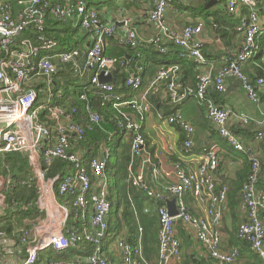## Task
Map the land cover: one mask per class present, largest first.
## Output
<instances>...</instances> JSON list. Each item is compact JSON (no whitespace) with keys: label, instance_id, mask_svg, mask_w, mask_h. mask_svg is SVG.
<instances>
[{"label":"built area","instance_id":"2783aa9c","mask_svg":"<svg viewBox=\"0 0 264 264\" xmlns=\"http://www.w3.org/2000/svg\"><path fill=\"white\" fill-rule=\"evenodd\" d=\"M176 1L181 0H151L147 20L153 25L155 35L150 41L159 53H166L165 43H170L177 48L180 59H193L205 68H199L195 73L193 93L180 83L179 63L160 67L144 92L162 84L168 103L172 104L186 99L191 93L204 103L206 117L217 126L219 136L228 146L235 151H247L229 125V119L233 118L244 128L254 125V139L264 151V114L251 121L246 114L222 107L207 97L211 87L224 93L226 80L231 78L240 84L252 102H258L260 95H264V77L251 80L242 69L259 49L257 37L264 28L258 13L261 0H226V11L240 15L236 30L243 41L232 57L215 71L212 65L205 66L208 64L203 53L204 41L199 37L206 26L203 19L186 21L179 32L168 28L165 14ZM119 9L123 19L117 27L105 17L101 18L105 9L87 0H0V211L15 204L12 194L34 187L39 212L32 225L10 240L12 248L8 246L7 252L11 251L17 261H0V264H34L40 251L62 253L71 245L83 242L93 246L94 251L76 255L70 261L49 258L46 263L109 264L110 254L103 249L107 246L118 248L122 264H145L139 248L141 241L131 244L123 235L108 232L112 207L105 168L110 148L102 141L94 150L86 136L87 130L101 123V114L92 108L85 93L78 96L79 101L86 102L83 109L69 106V101L60 104L55 95V74L62 68L61 63H69L70 74L77 79H87L95 89L104 92L102 105L108 102L120 114L116 124L123 134L131 137V157L142 155L146 139L141 121L133 116L144 107L135 96L123 97L115 93L112 82L98 80L101 71L104 75L111 73L113 77L118 68L130 61L105 54L108 38L132 50L139 45L137 28L126 16L127 10ZM69 20L74 21V26H78L85 37L77 47L59 46L49 30L53 28L49 27L53 21L66 23ZM212 26L216 28L215 24ZM60 83H63L62 79ZM123 84L130 89H139L141 78L130 74ZM126 107L134 113L122 111ZM166 120L184 129L185 138L179 150L189 151L193 146L194 127L181 117L179 111L167 116ZM199 157L198 167L191 171L185 170L181 162L174 163L176 180L167 186V191L176 200L178 215L171 216L166 203L156 206L159 222L157 264H169L180 258L177 219L191 227L195 240L214 264H237L240 249L234 247L226 251L221 245L219 227L229 188L214 175L219 166V146H205ZM248 160L251 169L241 189L245 220L238 224L236 235L250 245L254 255L264 264V188L257 185L261 163L255 154H249ZM55 164L61 166L55 167ZM127 177L148 197L164 198L160 191L150 187L143 169L136 170L132 161L127 165ZM187 193L206 203L203 216L189 212L184 200ZM22 247L25 253L19 259ZM16 248L19 250L15 251Z\"/></svg>","mask_w":264,"mask_h":264},{"label":"crops","instance_id":"0c3cea01","mask_svg":"<svg viewBox=\"0 0 264 264\" xmlns=\"http://www.w3.org/2000/svg\"><path fill=\"white\" fill-rule=\"evenodd\" d=\"M225 2L226 0L176 1L172 4L171 7L167 9L165 14V21L168 28L176 32H179L182 29L184 23L188 20L203 19L205 21L204 23L206 24V26L199 36L200 39L204 41L203 52L206 58V63L208 64L205 66H220L229 57L228 52H236L243 41L241 33L236 30L239 22L238 18H240V15L229 14L225 8ZM114 8V6L106 8L101 15V18L105 17L107 20L114 23L117 27H120L123 15L122 12L120 13V9L117 10ZM121 8H125L127 10L126 16L131 19L133 25L137 28L140 41L138 45L139 47L137 46L136 49H133L134 53L132 54L131 52H129L126 55L127 58H124L125 60H127L131 57L130 61H127L125 63V66L123 68H120L119 70L121 73L123 69H127L128 75L131 74L140 76L141 86L137 90L130 89L127 95L123 93L118 94H121L123 97L135 96L138 102L144 107V109H142V111H140L139 113L135 112L133 117L138 121H141L142 130L146 139L142 155L138 157L136 156L134 158L130 156V162L132 161L136 170L143 169L145 179L147 180L151 188L156 191H160L163 194L164 199H171L173 197L167 191V186L176 180L174 175V163L181 162L182 166L187 171L195 170L198 167L200 158L199 155L200 153H202V149L205 146L217 144L219 146V166L214 172V175L217 180L228 186L230 192V194L228 192V199L224 208L223 219L221 222V226L219 227L222 238L221 245L222 248L226 251H230L234 247L239 248V245H237V242H235L234 239L237 238L238 242H241V239H239L236 235V228L241 221L245 220V208L241 199V191L240 197L236 198L237 201H230V196L232 195L230 185L231 181L235 179L236 173L241 171L244 167V164H246V161H248L249 154H255L260 158V162L262 164L260 179L264 183V151L262 150V146L260 145V143H258L254 139V125L252 124L244 128L243 126H240L235 121V119H229V125L231 129L239 137V139L243 141L244 146L247 147L246 152L235 151L230 146H228L223 138L219 136L216 125L206 117L204 103L196 98L193 94L190 93V95L186 99L172 104L168 103L167 97L165 96L166 93L162 89V84L145 93L144 91L148 88L150 80L154 78L159 68L169 63H179V68L181 69L182 75H186V80L184 81L185 84L181 82L182 75L180 77V83L183 88L188 89L193 93L196 88V82L194 81V79H192L191 75L193 73H196L199 68L205 67L198 65L196 61L190 59L195 63V65L193 66V73L187 76V74L181 67L186 62L185 59H180L178 58L179 56H177V58L171 57V53H169L170 49L177 50L176 47L166 42V53H159L156 50L154 44L150 41L151 37L155 35V30L153 25H151L147 20V14L151 9V0H136L134 2L131 1L128 7L122 5ZM260 17L261 20L264 21V16ZM113 18L118 24L112 21ZM216 21H218L220 27L226 31V34H222V37H220L219 34L216 33V29L212 27V24ZM84 38L85 37L83 35V37L79 39L80 43ZM261 38H263V36ZM113 40L117 42L115 39ZM223 41L226 43V45L223 44ZM108 44L109 39H107L106 41L105 48L108 46ZM117 44L119 43L117 42ZM232 45L233 48L230 47ZM222 50L227 53H224V51L222 52ZM153 53L155 55H153ZM166 54H168V56H165ZM255 54H257V56H254ZM254 55L252 57L255 58L252 59L251 63L247 61V63L243 65V68L245 70L244 72H250V69H252V65L254 64L258 66H264V47L262 48V50L258 49V51L254 53ZM138 56L140 57L139 62H137V59H135L136 57L139 58ZM153 56L154 60L151 64L148 59L152 58ZM134 62H137L135 70L131 69L130 67L131 63ZM141 72L142 74H140ZM112 78H114V76ZM111 82H113V79ZM226 85L227 88L224 93L216 92L213 87L209 88L207 90V97L222 107H227L237 113L246 114L251 121L259 119L260 116L264 114L263 95H260L258 102H252L247 98L245 91L236 80L228 79L226 80ZM117 86L119 88L122 87V83H118ZM176 111H179L181 117L194 127L193 146L189 151L179 150V145L185 138L184 129L181 127V125L170 124L166 120L167 116L174 115ZM160 115H162L163 118H160ZM121 136L123 137V140H129L130 142L131 137L129 138V135L127 133L122 134ZM244 153L248 154L246 158L243 157ZM155 170H157V172H155ZM184 199L185 204L192 215H204L206 203L200 202L191 193H187ZM149 210V207L145 206L144 212H151ZM154 211L156 212V207ZM154 211L153 213L156 216L157 212L155 213ZM111 212L112 211L110 210V213ZM34 220H36V218ZM113 221H115V219H110V222ZM110 222L109 224H111ZM32 223L33 221L30 222V225H32ZM134 223H137V228L135 230L136 239L134 240V242L128 241L127 229L125 230V227L120 229L119 234L123 235L126 241L131 244H137L141 241L139 248L141 249L142 257H144L141 240L143 229L142 224L137 216H134ZM156 223L158 231V217ZM175 226L177 237L180 239L181 243V255L177 261L173 260L169 264H181V257L184 251L189 254L195 253L197 258L203 259L206 264H214V261L207 257L200 244L195 240L191 232V227L189 225H185L177 219ZM187 236H189V239L186 238ZM13 238L14 237L12 236H7L4 238L0 237L1 262H15V255H13L11 251L7 252V250H9L7 248L8 246L12 248V243H10V240ZM189 240H191V243L188 242ZM105 247V251L110 255H113H108L110 260L109 264H122L119 253L120 251L118 250V248L111 247L113 248L111 253L109 252L111 248L107 246ZM16 249L14 250H19V248L17 250ZM21 252L23 253L22 249ZM21 252L18 254L19 259H21ZM157 260L158 256L156 262ZM18 262H20V260H18ZM150 263V261L145 260V264ZM236 263L262 264L261 261L252 252L249 244L246 248H243L242 251L240 249V256L238 257Z\"/></svg>","mask_w":264,"mask_h":264},{"label":"trees","instance_id":"16d2710c","mask_svg":"<svg viewBox=\"0 0 264 264\" xmlns=\"http://www.w3.org/2000/svg\"><path fill=\"white\" fill-rule=\"evenodd\" d=\"M87 1L91 2V0H87ZM131 1L134 2L136 0H131ZM131 1L125 0L124 6L128 7ZM111 3L112 2L109 1L106 4L111 6ZM259 7H260V9L258 10L259 15L264 16V0H261ZM243 13H245V10H243ZM213 24L216 25V28L214 29H216V33L219 34L220 37H222V34L224 35L226 34L225 33L226 31L220 27L218 21L214 22ZM49 27H53V28H49V30L51 35L55 37L56 42L59 46H63L67 48L77 47L80 43L79 39L83 37V34L80 35L78 26H74L73 20H69L66 23H57L56 21H53L51 25H49ZM262 29L263 30L260 32V34L257 37V45L259 46L260 50H262V48L264 47V28L262 27ZM262 36L263 38H261ZM108 39H109V44L104 50L106 55L120 59V58H127L126 55L129 52H131L132 54L134 53L131 48H124L120 44H117V42H115L112 38H108ZM223 44L226 45L224 41ZM230 47L233 48V45ZM240 47L241 44L239 48ZM223 51L224 50H222V52ZM169 53H171V57L177 58L178 56V50L170 49ZM224 53L227 52L224 51ZM228 53H229L228 58H231L232 55L234 54L233 51ZM153 55L155 54L153 53ZM165 56H168V54H166ZM254 56H257V54H255ZM254 58L255 57H251L248 60V62L251 63L252 59ZM135 59H137V62H139L140 57L139 58L136 57ZM153 60H154V56L148 59V61H150L151 64L153 63ZM185 61L186 62L181 67L184 70V72L187 74V76H189L191 73H193L192 70L194 68L193 66L195 65V63L187 58L185 59ZM137 62L131 63L130 65L131 69L134 70L136 69ZM60 66L62 68L60 69L59 73L55 74L56 85H57L55 86V91H56L55 95L58 103L61 104V103H65V101H69V106H77L79 109H83L86 102L79 101L78 96L81 93H85L88 96L89 104L92 106L94 110H96L102 116L101 123L98 126H94L91 130H87L86 136L89 139V145L92 147V149L95 150L98 144L102 141H103L102 143H105L110 148V154L109 157L107 158L105 172L107 177L109 175H112L114 177V182L113 183L109 182L108 191H109V201L112 207L111 211L112 210L114 211V214L116 215V219L115 221L110 222L111 224H109L108 232L113 233L114 235H118L120 229L125 227V230L127 229L128 241L134 242V240L136 239L135 230L137 228V223L136 224L134 223V216H137L142 224V229H143L141 240H142V248H143V254L145 260L150 261L151 262L150 264H157L156 259L158 256V240H157L156 222L158 216L156 215L157 216L156 217L153 211L157 205H161L164 203V198L158 200L148 197L143 191L138 189L136 186L132 185L131 181L128 180L127 165L131 159L130 142L129 140L128 141L123 140V137L121 136L123 132L119 130L116 124V117H120V114H118V112L111 106L110 103L107 102L106 104L104 103L102 105L103 97L105 93L98 89H95L87 79L83 83H79L78 82L79 79H77L72 74H70L69 68L71 64L61 63ZM252 66L253 67L252 69H250V72H245L248 75V77L251 78V80H253L255 77H264V66L262 65L258 66L255 64ZM218 67H214L213 69L215 70ZM119 69L120 68H118L115 71L112 82L116 87L115 93H121V94L123 93L127 95L128 92L130 91V88L126 87L123 84V82H124V78L128 75L127 72L128 70L123 69L120 73ZM242 69L243 71H245L244 68ZM179 72H180L179 76L181 77L182 75L181 69H179ZM140 74H142V72ZM191 76L192 79H194V81L196 82L195 73H193ZM61 79L63 80V83H60ZM185 80H186V75L183 74L181 78V82L185 84L184 83ZM118 83H122V87L119 88L117 86ZM122 111L128 113H134L130 107L123 108ZM112 155L114 156L113 160H111ZM247 155H248L247 153H244L243 157L246 158ZM19 161L23 163V160L19 159ZM60 166L61 164H55V167H60ZM250 169H251V163L248 160L246 161V164H244L243 169L236 173V177L231 181V185H230V188L232 190L230 201H237L236 198L240 197V191L243 185L248 180ZM261 172L262 169L258 176L257 185L259 187L264 188V183L260 179ZM11 198L13 201H15V204L11 203L3 211H0L1 238L7 236L8 237L12 236L16 238L20 233L23 232L24 229L27 228L28 225H30V222L33 221L39 215V212L35 205L36 192L34 187L26 189L21 193H14L12 194ZM145 206L149 207L150 209L149 211L151 212L149 213L144 212ZM186 238L189 239V236H187ZM234 241L237 242V245H239V249H241V251L243 248H246L248 245L245 241L243 242L242 240L241 242H238L237 238L234 239ZM188 242L191 243V240H189ZM22 250L23 253L21 252L22 253L21 258L24 256L25 253L23 247ZM93 251H94V247L84 242L79 243L78 245L75 246L71 245L67 250H65L62 253H57L53 251H49V252L40 251L38 254L39 256L38 260L34 264H47L46 260L49 258L55 260L63 259L65 261H70L74 258L75 255H85ZM181 261H182L181 264H206L203 259L197 258L195 253L189 254L185 251L183 252Z\"/></svg>","mask_w":264,"mask_h":264},{"label":"rangeland","instance_id":"374dc122","mask_svg":"<svg viewBox=\"0 0 264 264\" xmlns=\"http://www.w3.org/2000/svg\"><path fill=\"white\" fill-rule=\"evenodd\" d=\"M109 1H111L112 3H111V6H114L115 8L114 9H119L122 5H124V1L125 0H91V4L92 5H94V6H97L99 3H101V4H99V8H101V9H106V8H108L107 7V2H109ZM110 6V7H111ZM86 79L84 78V79H79L78 80V82L79 83H83L84 81H85ZM114 159V156L112 155V158H111V160H113ZM0 171H1V168H0ZM109 177V182L110 183H113L114 182V177L112 176V175H109L108 176ZM112 220H114V219H116V216H115V214H114V211L112 210V212L110 213V216H109Z\"/></svg>","mask_w":264,"mask_h":264},{"label":"water","instance_id":"95a60500","mask_svg":"<svg viewBox=\"0 0 264 264\" xmlns=\"http://www.w3.org/2000/svg\"><path fill=\"white\" fill-rule=\"evenodd\" d=\"M113 22L116 23L115 19L113 18L112 19ZM118 24V23H116ZM112 74L109 73L107 75H104L103 72L101 71L99 74H98V80L99 82L101 83H105V82H111L112 81ZM217 128V126H216ZM175 198H171V199H165V203H166V206H167V209H168V213L175 217L178 215L179 211H178V208H177V205H176V202H175Z\"/></svg>","mask_w":264,"mask_h":264},{"label":"bare ground","instance_id":"6f19581e","mask_svg":"<svg viewBox=\"0 0 264 264\" xmlns=\"http://www.w3.org/2000/svg\"><path fill=\"white\" fill-rule=\"evenodd\" d=\"M105 50V49H104ZM215 71V70H214ZM140 77V76H139ZM141 78V77H140ZM141 86V85H140ZM133 90H137V89H133ZM109 214H110V211H109Z\"/></svg>","mask_w":264,"mask_h":264},{"label":"clouds","instance_id":"9594fccd","mask_svg":"<svg viewBox=\"0 0 264 264\" xmlns=\"http://www.w3.org/2000/svg\"><path fill=\"white\" fill-rule=\"evenodd\" d=\"M120 235V234H119ZM106 247H104L103 249H105Z\"/></svg>","mask_w":264,"mask_h":264}]
</instances>
